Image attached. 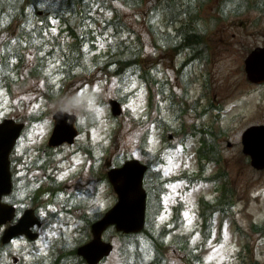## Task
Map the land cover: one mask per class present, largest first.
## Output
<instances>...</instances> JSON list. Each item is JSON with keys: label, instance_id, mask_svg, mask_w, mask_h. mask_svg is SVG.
Instances as JSON below:
<instances>
[{"label": "rangeland", "instance_id": "obj_1", "mask_svg": "<svg viewBox=\"0 0 264 264\" xmlns=\"http://www.w3.org/2000/svg\"><path fill=\"white\" fill-rule=\"evenodd\" d=\"M216 1L208 0V3ZM235 1V5L244 8L243 2L249 0ZM257 3L261 4L262 0ZM112 5L120 8L121 20L143 38V55L139 60L142 69L145 63L152 65L161 60V71L155 68L153 75L167 80V92L174 91L177 95L174 87L178 83V69L175 66L181 59L172 61L169 51L155 50L156 37L152 38L144 18L149 8L146 5L128 8L121 0H114ZM252 8L243 9L238 16L230 14L228 19L218 23L211 17L215 11L202 8L207 18L205 23L209 22L212 28L224 23L223 27L229 29L226 36L223 34L226 41L218 43V40L213 44V54L198 70V73H208V78L201 77L190 93L188 103L197 98L201 116L191 110L186 115L174 117L170 99L164 100L160 94L155 96L160 103L156 99L151 107L146 81L140 78L141 70L129 72L128 77L85 71L69 81L65 86L66 94L57 93L55 103L45 102L40 87L34 83L14 85L12 95L0 90V120L6 116L17 117L28 125L14 152L15 158L20 160L15 165L21 170L19 175H28L31 181L26 183V178L19 181L23 196L36 187L34 181L44 177L39 172L41 168L45 169L46 177L55 178L54 183H57L54 191L42 196V200L51 205L46 210L41 209L44 216L48 215L49 229H42V238L35 243L20 238L9 244L1 253L0 263L14 264L13 255L21 257L27 252H32L36 258L42 255L50 258L53 243L57 244L55 254L63 250L69 257L70 250L91 237L92 220L117 200L106 176L108 163L114 165L116 161L139 157L151 164L150 174H160L151 185L154 197L149 231L157 237L163 229L169 233L165 241L159 240L156 244L148 233H140L136 236L140 246L135 243L130 246L132 260H127L121 238H114L115 249L102 264H155L159 252L165 256L164 264H264V170L251 166L243 152L241 137L248 125L264 122V86L249 82L244 71L245 56L261 39L244 34L243 28H239L242 20L249 22L257 15L264 18V5L258 6V10ZM105 14H113L112 8L108 7ZM262 21L264 23V19ZM152 27L156 31L164 30L157 20ZM221 36L220 32L214 34V38ZM100 45L105 46L103 42ZM106 50L104 47L103 51ZM58 77L55 75V80ZM112 97L122 101L125 109L122 115H112L109 104ZM89 99L93 100L92 105ZM211 104L217 105L216 109H207ZM58 107L78 114L81 134L74 144L51 147L47 142L54 126L53 112ZM214 121H217V134L224 130L223 136L216 137L221 157L219 162V158L214 162L205 160L207 165L202 170L196 156L200 145L198 137L186 138L179 128L190 130L193 123L207 128ZM171 132H174L173 138L169 137ZM228 142L232 144L229 146ZM218 171H226L219 180L214 178ZM183 173L188 175L183 176ZM61 174H64L63 179ZM225 183L229 192L222 203L225 213L213 212L206 220L200 214V199L205 197L212 203L219 202ZM157 190H161L158 195L161 207L153 213L158 208L154 206ZM177 205L182 207V219L175 229L173 215ZM54 214H58L55 219L52 218ZM61 235L62 240H58ZM107 236L111 237V232ZM34 256L27 257V261L31 263Z\"/></svg>", "mask_w": 264, "mask_h": 264}, {"label": "trees", "instance_id": "obj_2", "mask_svg": "<svg viewBox=\"0 0 264 264\" xmlns=\"http://www.w3.org/2000/svg\"><path fill=\"white\" fill-rule=\"evenodd\" d=\"M141 1V0H140ZM132 0L133 5L141 4ZM103 0H9L5 7L0 8V89L4 87L13 93V86L32 79H43L48 86L55 81L50 75L51 67L60 62L64 72L70 74L78 70L83 47L102 34L96 23V10ZM3 0H0V7ZM44 8L43 16L37 15L38 9ZM7 12L10 17L2 16ZM51 14V18L47 15ZM12 19L19 21L14 25ZM53 19V20H52ZM115 19L105 21L106 28L112 25L119 33L118 38L127 30L118 26ZM59 25V30H57ZM118 51L103 57V65L111 68L118 65L117 70L137 64L141 52L136 48L140 45L128 43V38H121ZM125 50V51H124Z\"/></svg>", "mask_w": 264, "mask_h": 264}, {"label": "water", "instance_id": "obj_3", "mask_svg": "<svg viewBox=\"0 0 264 264\" xmlns=\"http://www.w3.org/2000/svg\"><path fill=\"white\" fill-rule=\"evenodd\" d=\"M247 60L249 76L254 80L258 74L257 70L261 66L260 57L254 51ZM112 103V110L115 113L121 112L119 102L113 99ZM56 118L58 123L62 125L66 114L58 111ZM23 126L21 123L8 118L0 123V198L1 195L10 192L11 189L10 159L8 156ZM74 134L67 140H73ZM57 136L52 139L51 143L60 144L64 140L56 139ZM243 137L245 152H249L251 149L253 162L258 166H264V126L256 125L249 128V130L245 131ZM145 170L146 166L144 164L138 160H130L126 162L125 166L116 167L109 172L111 181L119 193L120 200L112 210L93 225L94 239L79 248V253L83 254L91 264H96L99 257L108 255L112 248L111 243L102 241L101 237L103 230L109 224L115 223L117 229H123L128 232L140 231L143 227L147 197L142 185ZM3 212L5 213L4 221L13 215V211L8 205L4 206ZM13 229L14 227L8 231L7 235L9 237L16 231L15 229L13 231Z\"/></svg>", "mask_w": 264, "mask_h": 264}, {"label": "flooded vegetation", "instance_id": "obj_4", "mask_svg": "<svg viewBox=\"0 0 264 264\" xmlns=\"http://www.w3.org/2000/svg\"><path fill=\"white\" fill-rule=\"evenodd\" d=\"M257 1H261V0H257ZM257 1H250V5H252V7L254 8V9L252 8L253 10H258V6H261V4L264 5V0H262L261 4L257 3ZM238 13H239V10H238ZM263 19H264L263 17L257 15V17L252 18L251 21H249V22H247V21L243 22V20L239 22V28H241V27L243 28L242 33H244V34L249 33V34L253 35L254 38L261 39L254 46H258V47L264 46V23L262 21ZM199 27H201L203 29V31H201V34L199 36V40H201V43L203 44L202 47L205 48L209 52V49H211L213 47V44L216 43L215 42L216 39L213 37L212 30L209 29V26L199 25ZM223 28L224 29L222 30V33H221L222 36L219 37V40L224 43L226 41V39H224V38H226L225 37L226 32L229 28H227L226 26ZM193 29H194L193 27H186V29H183V30L184 31H190L193 34L194 33ZM223 31H224V33H223ZM223 34L225 36H223ZM176 35H177L176 37H177V41L179 44H183L186 47H192V49H191L192 53L191 54H193V53L196 54L194 35H190L188 33H185L184 35H182V33H180L179 31L176 33ZM187 55H189V54H187ZM192 62H193V59L189 58V57L184 61L186 67H187V65H190ZM185 71L189 72L190 69L184 68V72ZM184 79L186 80V85H189V87L191 89L193 87V83L191 81L192 79H190L189 77L184 78ZM262 84H263L262 86H264V82ZM262 92H263V98H264V89L262 90ZM184 103L186 105V101H184ZM212 107H213V105L211 104V105L207 106V109L211 110ZM195 108L197 109V114L201 115L202 110L200 113H198V110L200 108V101L198 99H196V101H195ZM22 178H23L22 176L17 177V179L20 181H22ZM25 178L27 179L26 183L30 182L28 177H25ZM13 180H14L13 193L9 197H11L12 202L14 201L17 203L16 204L13 202L16 205V213H17V217H16L17 219L15 222L18 221L19 217L24 213V211L26 209H30V208H32L34 210V212L40 218L38 208L40 207V205L42 203L41 199L38 200L37 199L38 197H36V198L28 201L26 198H21L19 191L18 192L15 191V189L19 186L20 182H18L15 177H13ZM44 219L45 220L48 219V216H46V218H44ZM45 220L41 219V222H42L41 225H36L35 227H33V229L35 231H38V233H39V230H37L38 228L40 230H41V228L43 230L49 229ZM11 222H9L8 224L11 225ZM6 228H7V225H0V260H1V253L7 248L6 243H4V241H3V236H4L3 234L6 231ZM22 236H25L28 239V237L26 235H22ZM69 254L71 255V258H73V254L71 253V250H70ZM59 255H60V257L58 259H60V261H58L57 257H54V255L53 256L50 255L51 256L50 258L45 256V255H42V256L36 258L32 254V252H27L25 255H22L21 258L19 256H15V255H13L12 257L14 258L15 264H67L68 260L70 259V256L67 257L64 254L63 250L60 251ZM29 256H34V259L32 260L31 263H29L27 261V257H29ZM58 262H60V263H58ZM0 264H9V263L8 262H2Z\"/></svg>", "mask_w": 264, "mask_h": 264}, {"label": "bare ground", "instance_id": "obj_5", "mask_svg": "<svg viewBox=\"0 0 264 264\" xmlns=\"http://www.w3.org/2000/svg\"><path fill=\"white\" fill-rule=\"evenodd\" d=\"M122 4H133L132 0H121ZM9 3V0H3L2 6L0 8H3L6 6V4ZM156 4V1L153 3V5Z\"/></svg>", "mask_w": 264, "mask_h": 264}, {"label": "snow or ice", "instance_id": "obj_6", "mask_svg": "<svg viewBox=\"0 0 264 264\" xmlns=\"http://www.w3.org/2000/svg\"><path fill=\"white\" fill-rule=\"evenodd\" d=\"M76 102L78 103L79 101L77 100ZM88 103H89V105H92L93 104V100L89 99ZM60 178L63 179L64 178V174H61ZM49 207H51V205H49ZM186 215H187V213H186ZM161 219H162V217H161ZM50 235H55V233H50Z\"/></svg>", "mask_w": 264, "mask_h": 264}]
</instances>
